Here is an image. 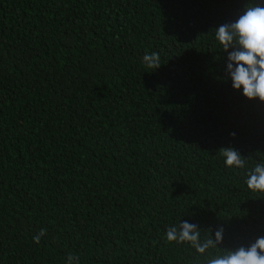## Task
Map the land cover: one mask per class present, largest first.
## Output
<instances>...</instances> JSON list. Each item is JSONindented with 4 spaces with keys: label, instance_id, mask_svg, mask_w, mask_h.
I'll return each instance as SVG.
<instances>
[{
    "label": "trees",
    "instance_id": "1",
    "mask_svg": "<svg viewBox=\"0 0 264 264\" xmlns=\"http://www.w3.org/2000/svg\"><path fill=\"white\" fill-rule=\"evenodd\" d=\"M258 4L0 0V264H207L264 237V103L215 40ZM185 221L222 242H167Z\"/></svg>",
    "mask_w": 264,
    "mask_h": 264
},
{
    "label": "clouds",
    "instance_id": "2",
    "mask_svg": "<svg viewBox=\"0 0 264 264\" xmlns=\"http://www.w3.org/2000/svg\"><path fill=\"white\" fill-rule=\"evenodd\" d=\"M260 3L264 4V0ZM215 40L222 52L227 53V75L232 89H242V95L247 100L257 99L264 103V6H249L234 23L219 26L215 30ZM143 64L148 69H158L161 66L159 54H145ZM220 154L229 168H244L246 165L245 159L234 149H221ZM245 183L251 193L264 195V162L257 163L248 171ZM45 233L46 229H41L33 237V242L39 244ZM200 237L197 226L187 221L179 225V231L172 225L165 232L167 242L188 243L202 255L209 249H217L223 239V229L216 230L214 239L208 236L201 241ZM76 259L79 264V257ZM207 264H264V237H259L248 248L218 253L208 259Z\"/></svg>",
    "mask_w": 264,
    "mask_h": 264
}]
</instances>
